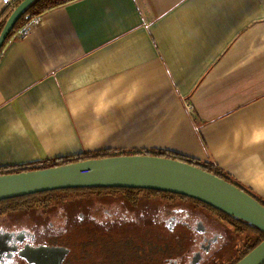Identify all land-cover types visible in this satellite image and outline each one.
Here are the masks:
<instances>
[{
    "label": "crops",
    "instance_id": "crops-1",
    "mask_svg": "<svg viewBox=\"0 0 264 264\" xmlns=\"http://www.w3.org/2000/svg\"><path fill=\"white\" fill-rule=\"evenodd\" d=\"M14 7L0 0V18ZM38 16L0 53L4 172L163 148L264 198V0H72Z\"/></svg>",
    "mask_w": 264,
    "mask_h": 264
},
{
    "label": "flooded vegetation",
    "instance_id": "flooded-vegetation-1",
    "mask_svg": "<svg viewBox=\"0 0 264 264\" xmlns=\"http://www.w3.org/2000/svg\"><path fill=\"white\" fill-rule=\"evenodd\" d=\"M44 198L50 203L22 208L30 205L25 199ZM73 199L71 196H29L2 202L1 209H13L0 213V264L89 262L85 258L87 254L97 256L93 264H121L114 258L113 248L104 255L99 253L98 243L92 250L88 249L90 245L82 234L96 237L98 242L123 240L125 252L120 251L123 258L119 256L122 262L228 264L250 247L257 234L247 221L221 213L193 198H166L162 194L133 196L124 192L93 195L87 202H72L75 201ZM156 199L166 200L165 205ZM163 229L176 234L178 240L182 234L186 235L189 243L184 251L169 256L165 262L160 258L148 261L144 254L148 250L152 253L153 248L149 247L151 243L147 244L144 235L149 233L158 238L154 251L161 253ZM72 234L82 239L79 240L80 251H73L76 254L74 257L73 245L68 240Z\"/></svg>",
    "mask_w": 264,
    "mask_h": 264
},
{
    "label": "water",
    "instance_id": "water-1",
    "mask_svg": "<svg viewBox=\"0 0 264 264\" xmlns=\"http://www.w3.org/2000/svg\"><path fill=\"white\" fill-rule=\"evenodd\" d=\"M34 1L21 0L13 8L0 33V51ZM86 187L150 189L184 195L247 221L264 232V204L243 188L189 162L143 153L1 173L0 201L57 189ZM233 264H264V239Z\"/></svg>",
    "mask_w": 264,
    "mask_h": 264
},
{
    "label": "trees",
    "instance_id": "trees-1",
    "mask_svg": "<svg viewBox=\"0 0 264 264\" xmlns=\"http://www.w3.org/2000/svg\"><path fill=\"white\" fill-rule=\"evenodd\" d=\"M69 1H72V0H35L31 4V6L26 10L24 15L20 18V20L17 22L14 29L12 30V32L8 36L7 40L5 41L3 47L5 46V44L9 40V38L13 34H15L16 31L21 26H23L25 23H27L28 21H30L34 17L44 13L45 11H47L49 9H52L56 6L65 4ZM11 12H12V9H7L5 11L4 15L0 18V33H1V30H2L7 18L9 17ZM3 47H2V49H3ZM2 49H1V51H2ZM1 51H0V53H1ZM134 153H143V154H151V155L170 157V158L178 159L181 161L189 162L191 164L200 166L203 169H205L209 172L215 173L216 175H218L222 178H225L226 180L238 185L239 187L243 188L244 190H246L247 192L252 194L254 197H256L260 202H262L264 204V198L263 197H261V196H259V194L255 193L251 188L244 186L241 182L236 180L233 176H231L230 173L225 171L216 162L211 161V160L202 161L198 158L188 156L185 154H181L178 152H174V151H171L168 149H163V148H152V149L144 150L143 152H130L127 150H117V149H112V148L99 149V150H85L81 153H77V154H73V155L61 156V157L53 158V159H46V160H43L40 162H35V163L22 164V165L18 166V168H15V170H12L10 172L30 170V169H38V168H46V167L67 164V163L76 162V161H80V160H84V159H90V158H101V157H108V156H114V155H120V154H134ZM75 192L76 193H91L93 195H102L104 193L118 194V193H124L125 192L126 194H130L133 196H135V195L137 196V194L139 196H142V195L146 196V195H150V194H162L163 197H166V198L167 197H173V196L174 197L180 196V197H184V198H191V197H187V196L176 194V193L156 191V190H150V189H131V188H116V187H86V188L57 189V190L40 192V193H35V194H31V195H26V196H19V197H15V198L2 200V201H0V204H2V202L16 200V199H20L22 197H29V196L30 197H34V196H42V197H46V196H50V197L68 196L71 193H75ZM197 201L199 203L205 204L199 200H197ZM25 202L29 203L30 205L29 206H22V208H27L30 206L34 207L37 205L41 206L44 203L49 204L50 200H47L45 198L44 199H36V200H30V199L26 200L25 199ZM1 208L2 207L0 206V209ZM212 208H214V207H212ZM11 209H13V207H10V208L5 207V208L1 209L2 211L0 213H5ZM14 209H17V208H14ZM214 209H216V208H214ZM218 211H220V210H218ZM220 212L224 213L222 211H220ZM226 215H228V214H226ZM250 227L254 228L257 231L256 232L257 234L254 235L253 243L237 259H235L233 262H230L228 264H233L236 261H238L240 258H242L245 254H247L252 248H254L257 244H259L264 239V232L260 228H258L255 225H252V224L250 225ZM163 232H164V229H163ZM163 232L161 234L162 239H161V243H160L161 253L159 251H157V252L154 251L155 244H156L158 238L155 239L154 236H153V238H151V234H149V233L144 235V238H145V241L147 242V244L151 243V245H149V247L153 248L152 253H149V250L147 251L148 253H145V254H144V252H142L146 256L148 261H149V259L150 260L151 259L157 260L160 258V259H162L163 262H165L169 258V256H174V254L181 253L182 251H184L187 244L189 243V242H187L189 240L188 237L184 234H182L178 240V239H176L177 236H173L174 234L167 232L169 234L167 236ZM96 240H97L96 237H92L91 241L88 243V245L91 246V249L96 245V243H98L97 245L99 246V253H102L104 255V253L111 252L112 248H113L114 249L113 253L115 252L114 258H116L118 261H120V263H123L121 260H119V256H120V258H123V254L120 251L125 252L123 240H114L112 242H110L109 240H99V242H98ZM157 247H158V245H157ZM145 250H146V248H145ZM130 254L133 255L132 250H130ZM125 259H127V258L125 257ZM143 263H145V262H143ZM139 264H142V263L139 262Z\"/></svg>",
    "mask_w": 264,
    "mask_h": 264
},
{
    "label": "rangeland",
    "instance_id": "rangeland-1",
    "mask_svg": "<svg viewBox=\"0 0 264 264\" xmlns=\"http://www.w3.org/2000/svg\"><path fill=\"white\" fill-rule=\"evenodd\" d=\"M91 195L93 196V194H91V193H71L70 195H68V196H71V197H73L74 199L73 200H75V201H72V202H76V201H81V200H83V201H91V199H89L88 200V198H90L91 197ZM116 195H118V194H116ZM163 196V195H162ZM157 201H161L162 202V205H165V202H166V200H160V199H156ZM71 202V201H70ZM71 204H74V203H71ZM178 213H180L179 211H178ZM178 215V214H177ZM180 215H182V214H180ZM163 233H165L167 236L169 235L167 232H165V230H164V232ZM176 234H174L173 236H175ZM82 236H83V238H85L84 240H87V242L89 243L90 241H91V236H88V234H82ZM89 237V238H88ZM151 238H153V234H151ZM241 238V237H240ZM70 239V241H71V243H72V245H73V250H72V255H73V257L76 255L75 253H78L79 251H80V246H79V240L81 241L82 239H80V236H78V235H76V234H72L69 238H68V240ZM187 242H189V240L187 241ZM88 249H91V246H89V248ZM92 250V249H91ZM73 251L75 252V253H73ZM228 253H231V251H229L228 250ZM86 255V254H85ZM84 255V256H85ZM87 256L88 257H85V258H87V261H89V262H69V264H90V263H92L93 264V260H95V259H97V256L96 255H88L87 254ZM142 264H152L151 262H145V263H143V262H141ZM210 264H221V263H223V262H209ZM94 264H108V262H103V263H101V262H95ZM121 264H139V262H123V263H121ZM199 264V263H198ZM201 264V263H200Z\"/></svg>",
    "mask_w": 264,
    "mask_h": 264
},
{
    "label": "built area",
    "instance_id": "built-area-1",
    "mask_svg": "<svg viewBox=\"0 0 264 264\" xmlns=\"http://www.w3.org/2000/svg\"><path fill=\"white\" fill-rule=\"evenodd\" d=\"M4 4L6 5V6H15L14 4V1L13 0H4ZM39 20H40V16H36V17H34L33 19H31L30 21H28L27 23H25L23 26H21L17 31H16V34H18V35H25V34H27L28 33V31H30L31 30V28L36 24V23H38L39 22ZM1 173H6V172H4L3 171V169L2 168H0V174Z\"/></svg>",
    "mask_w": 264,
    "mask_h": 264
}]
</instances>
